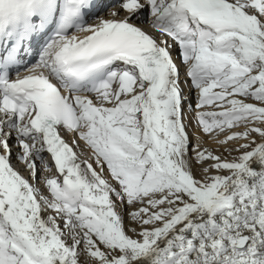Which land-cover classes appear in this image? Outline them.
Masks as SVG:
<instances>
[{"label": "snow or ice", "instance_id": "snow-or-ice-1", "mask_svg": "<svg viewBox=\"0 0 264 264\" xmlns=\"http://www.w3.org/2000/svg\"><path fill=\"white\" fill-rule=\"evenodd\" d=\"M0 264H264V0H0Z\"/></svg>", "mask_w": 264, "mask_h": 264}, {"label": "bare ground", "instance_id": "bare-ground-1", "mask_svg": "<svg viewBox=\"0 0 264 264\" xmlns=\"http://www.w3.org/2000/svg\"><path fill=\"white\" fill-rule=\"evenodd\" d=\"M177 62H178V60H177ZM178 63H179V62H178ZM181 79H182V81L185 79V77H184V68H183V65H181ZM182 86H183L184 89H185V95L189 97V100H190L191 102H193V105H194V102H195V100H196L195 89H190L188 84H183ZM193 127H194V122H193ZM83 147H84V146L82 145V148H83ZM83 154H84V155H87L88 153H87V152H84ZM14 163H15V160H14ZM17 166L19 167V165H17ZM53 172H54V171H53ZM25 174L27 175V172H25Z\"/></svg>", "mask_w": 264, "mask_h": 264}]
</instances>
